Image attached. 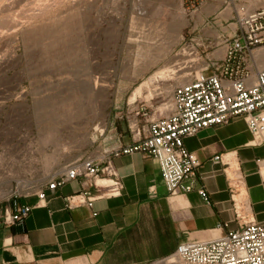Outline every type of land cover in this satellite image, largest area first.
I'll return each instance as SVG.
<instances>
[{
    "label": "rangeland",
    "instance_id": "obj_1",
    "mask_svg": "<svg viewBox=\"0 0 264 264\" xmlns=\"http://www.w3.org/2000/svg\"><path fill=\"white\" fill-rule=\"evenodd\" d=\"M220 1L0 0V165L26 173L8 152L28 122L60 123L65 159L129 142L132 123L164 113L174 86L187 80L189 70L175 64L186 59L185 43L202 37L193 20L202 3ZM217 20L201 32L212 33Z\"/></svg>",
    "mask_w": 264,
    "mask_h": 264
},
{
    "label": "crops",
    "instance_id": "obj_2",
    "mask_svg": "<svg viewBox=\"0 0 264 264\" xmlns=\"http://www.w3.org/2000/svg\"><path fill=\"white\" fill-rule=\"evenodd\" d=\"M219 3H202L200 19L191 24L193 32L206 39L229 33L232 17L226 19L223 12L230 5L227 0ZM211 16L218 19L215 30L201 32ZM36 123L26 124L24 141L16 137L14 151L8 154L16 165L23 154V170L43 178L72 159H65V150L60 149V123ZM251 140L243 118L185 139L201 163L200 185L206 187L209 202L197 191L169 194L155 159L140 153L117 157L114 163L123 184L120 194L69 209L66 198L79 193L82 186L79 181L66 184L46 206L33 209L23 226L0 227V264H144L171 254L184 240H209L238 229L225 167L212 161L218 154H228L232 164H238L252 213L257 221H264V145L253 146ZM120 143L128 141L120 139ZM16 171L21 173L22 168ZM28 201L35 203L36 198Z\"/></svg>",
    "mask_w": 264,
    "mask_h": 264
},
{
    "label": "built area",
    "instance_id": "obj_3",
    "mask_svg": "<svg viewBox=\"0 0 264 264\" xmlns=\"http://www.w3.org/2000/svg\"><path fill=\"white\" fill-rule=\"evenodd\" d=\"M228 2L234 5L232 33L214 39L194 37L185 43L181 54L186 59L175 65L178 70H189L187 80L174 86L164 113L132 123L127 144L107 148L99 156L67 161L43 178L27 171L19 175L15 167L0 165V227L23 226L33 209L46 206L70 182L79 181L82 188L66 198L69 209L120 194L123 184L114 160L134 153L158 162L169 194L197 191L209 202L206 187L200 185L201 163L188 150L185 139L243 118L252 135L249 144L264 145V66L260 63L264 0ZM212 161L225 167L239 228L209 240H184L172 254L150 264H264V221H257L252 213L245 196V175L228 154L215 155ZM19 164L25 165L23 157ZM99 180L110 183L100 186ZM102 187L108 190L94 192ZM31 198L36 202L30 203Z\"/></svg>",
    "mask_w": 264,
    "mask_h": 264
},
{
    "label": "bare ground",
    "instance_id": "obj_4",
    "mask_svg": "<svg viewBox=\"0 0 264 264\" xmlns=\"http://www.w3.org/2000/svg\"><path fill=\"white\" fill-rule=\"evenodd\" d=\"M260 60H261L260 63L262 64V66H264V54L261 56ZM165 70H166V69H165ZM167 70H168V69H167ZM170 70H171V68H170ZM162 71H163V70H162ZM174 71H176V70H173V72H174ZM164 73H165V71L161 72L159 76H163ZM175 73H176V72H175ZM138 95H141V87H138V88L136 89V91H135V93H134L132 99H135L136 96H138ZM163 107H164V106H163ZM232 163H233V162H232ZM234 163H235V161H234ZM236 165H238V164H234L235 167H236ZM261 171H262V174L264 175V162L262 163V169H261ZM108 182H110V181H108ZM98 183H99L100 186H106V185H107V184H105V180H99ZM102 188H104V187H102Z\"/></svg>",
    "mask_w": 264,
    "mask_h": 264
}]
</instances>
